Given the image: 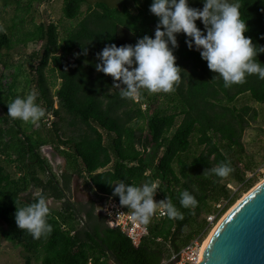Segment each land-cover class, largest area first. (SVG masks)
<instances>
[{
	"label": "trees",
	"instance_id": "obj_1",
	"mask_svg": "<svg viewBox=\"0 0 264 264\" xmlns=\"http://www.w3.org/2000/svg\"><path fill=\"white\" fill-rule=\"evenodd\" d=\"M41 1L0 0V245L2 237L22 245L29 253L26 264L32 258L38 264H165L195 235L207 234L210 214L216 222L253 185L261 162L244 151L242 138L259 111L236 103L246 94L264 105V79L247 75L225 88L181 32L174 55L182 76L174 91L141 89L135 98H121L111 75L96 70L97 53L106 44H134L154 35L152 0H63V17L70 21L63 32L54 22L34 20V4ZM240 4L248 26L244 35L264 45V0ZM189 5L203 6L202 0ZM7 8L12 12L4 18ZM196 24L203 29L199 18ZM39 42L42 53L17 58L24 45ZM257 59L264 63V52ZM21 76L37 83L44 109L37 125L7 114V102L20 95ZM45 119H51L48 132ZM47 144L66 160L59 173L42 152ZM222 161L231 168L226 177L208 171ZM74 176L89 192L86 202L70 199ZM121 179L156 182L154 197H168L180 217L155 210L145 224L148 234L135 245L99 209L109 197L119 203L113 182ZM34 190L63 200L60 208L49 207L51 232L38 239L18 229L14 219L16 200L21 206L31 202ZM182 190L195 197V206L179 204Z\"/></svg>",
	"mask_w": 264,
	"mask_h": 264
},
{
	"label": "clouds",
	"instance_id": "obj_2",
	"mask_svg": "<svg viewBox=\"0 0 264 264\" xmlns=\"http://www.w3.org/2000/svg\"><path fill=\"white\" fill-rule=\"evenodd\" d=\"M202 5L201 8L190 6L189 0H152L149 10L158 17L154 35L144 34L134 44H106L97 53L96 70L111 75L113 87L121 98H135L141 89L149 93L174 91L182 76V68L175 63L174 49L178 47L177 34L183 32L188 48L195 47L200 52L208 68L216 73L213 79L218 76L225 88L243 83L247 75L256 74L258 79H264V63L257 59L258 53L264 52V45L254 44L251 37L244 35L248 26L240 0H202ZM198 18L203 29L196 24ZM7 106L8 116L23 122H35L44 116V109L35 102L32 92L15 96ZM208 171L223 178L231 168L222 161ZM113 183V194H118L120 205L131 210L133 221L147 224L158 206L161 215L180 217L168 197L154 200L159 187L156 182L137 185L126 184L121 179ZM31 197V202L22 206L16 200L14 219L18 229L38 239L51 232L47 222L50 208L40 190L32 191ZM196 203L188 190L179 193L182 207L190 208Z\"/></svg>",
	"mask_w": 264,
	"mask_h": 264
},
{
	"label": "rangeland",
	"instance_id": "obj_3",
	"mask_svg": "<svg viewBox=\"0 0 264 264\" xmlns=\"http://www.w3.org/2000/svg\"><path fill=\"white\" fill-rule=\"evenodd\" d=\"M63 0H44L39 3L34 4V10H33V17L34 20L37 22L43 21L45 24H48L49 22H54L58 25V29L63 32V26L65 24L70 23V21L63 17ZM12 12V8H7L5 11H2V17L8 18L10 16V13ZM4 19H2L3 21ZM33 50H39L40 53L43 51V42L39 43H29L27 45H24L21 50V54L17 56V58H23L24 60L28 58L31 52ZM25 70L28 73V78L31 79L33 77L32 73H30V68L25 66ZM21 82L18 85L19 94L23 96L27 92H32L35 95V102L37 101V94H38V87L36 81H24V76L20 77ZM33 80V79H32ZM38 102V101H37ZM40 107L43 108V105L38 102ZM238 106L242 104H251L253 106H256V108L259 111V115L256 121L252 122L250 126L245 130L242 142H243V149L246 153H251L255 156V158L260 161L259 167H257L256 174L253 176H256L253 185L245 191H241L239 197L237 200L224 212V214L239 200L241 199L250 189H252L254 186H256L259 182H261L264 179V105L260 104L252 99L246 94L241 95L236 103ZM52 118V117H51ZM55 119V117H54ZM23 123V121H21ZM34 124H38V120L34 122ZM45 124L48 126L47 129H45V132H48L47 130L51 126V119H45ZM43 154L48 157L51 165L52 170L54 172L59 173L64 165V158L62 155L57 153V150L52 145H44L42 147ZM40 175L43 178H46V175L42 172ZM82 180H78L76 176H74L71 190L69 192V196L71 201L74 202H86L88 200L89 192L86 190V187L81 183ZM232 186L234 187V190L238 189V185H235L232 183ZM154 200L159 201L158 198L154 197ZM48 205L51 208L58 209L62 206L63 200L62 199H54L49 198L47 199ZM101 210V208H99ZM159 209V206L156 210ZM223 214V215H224ZM222 215V216H223ZM222 216L214 223V225L210 228V230L207 232V234L204 236L207 238L211 230L215 227V225L219 222V220L222 218ZM0 226L5 227V223L3 220L0 219ZM27 255H29L28 251L25 250V248L22 245L16 244L12 241L6 240L4 237H2L1 245H0V264H26ZM29 264H38V261L35 259H31V262Z\"/></svg>",
	"mask_w": 264,
	"mask_h": 264
},
{
	"label": "water",
	"instance_id": "obj_4",
	"mask_svg": "<svg viewBox=\"0 0 264 264\" xmlns=\"http://www.w3.org/2000/svg\"><path fill=\"white\" fill-rule=\"evenodd\" d=\"M196 264H264V179L219 220Z\"/></svg>",
	"mask_w": 264,
	"mask_h": 264
},
{
	"label": "built area",
	"instance_id": "obj_5",
	"mask_svg": "<svg viewBox=\"0 0 264 264\" xmlns=\"http://www.w3.org/2000/svg\"><path fill=\"white\" fill-rule=\"evenodd\" d=\"M220 204H218L219 206ZM101 210L107 216L108 222L112 226H118L125 232L131 241L138 245L142 238L148 234V228L145 224L131 219V210H127L115 199L109 197L106 199ZM159 215L161 213L159 212ZM162 216V215H161ZM215 214H210L207 218L211 227L214 225ZM204 243V236L195 235L179 252L173 253L165 264H196L201 259V253Z\"/></svg>",
	"mask_w": 264,
	"mask_h": 264
},
{
	"label": "bare ground",
	"instance_id": "obj_6",
	"mask_svg": "<svg viewBox=\"0 0 264 264\" xmlns=\"http://www.w3.org/2000/svg\"><path fill=\"white\" fill-rule=\"evenodd\" d=\"M258 184H259V183H258ZM246 194H247V193H246ZM246 194H245V195H246ZM238 201H240V199H239ZM238 201H237V202H238ZM237 202H236V203H237ZM236 203H235V204H236ZM235 204H234V205H235ZM234 205H233V206H234ZM233 206H232V207H233ZM232 207H231V208H232ZM231 208H230V209H231ZM230 209H229V210H230ZM229 210H228V211H229ZM228 211H227V212H228ZM227 212H226V213H227ZM226 213H225V214H226ZM225 214H224V215H225ZM224 215L222 216V218L224 217ZM216 225H217V224H216ZM216 225H215V226H216ZM214 229H215V227L211 230V232L209 233V235L207 236V238H205L204 243H203V249H204V247L206 246V244H207V242H208V240H209L210 234L212 233V231H213Z\"/></svg>",
	"mask_w": 264,
	"mask_h": 264
}]
</instances>
